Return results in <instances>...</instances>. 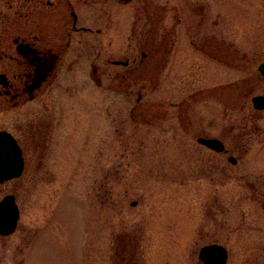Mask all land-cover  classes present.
Listing matches in <instances>:
<instances>
[{"label": "rangeland", "instance_id": "rangeland-1", "mask_svg": "<svg viewBox=\"0 0 264 264\" xmlns=\"http://www.w3.org/2000/svg\"><path fill=\"white\" fill-rule=\"evenodd\" d=\"M242 1L221 30H231L234 52L264 53V0ZM162 2L80 3L93 25L106 12L120 24L137 19L135 41L112 25L101 46L106 60L134 43L135 81L127 92L128 74L114 79L118 67L104 61L102 91L81 83L72 94L62 91L61 130L41 180L20 191L21 228L0 264H203L198 251L211 242L226 246V264H264V118H246L251 106L237 99L244 72L180 41L169 42L166 58L159 36L142 39ZM198 136L220 138L226 152Z\"/></svg>", "mask_w": 264, "mask_h": 264}, {"label": "flooded vegetation", "instance_id": "flooded-vegetation-1", "mask_svg": "<svg viewBox=\"0 0 264 264\" xmlns=\"http://www.w3.org/2000/svg\"><path fill=\"white\" fill-rule=\"evenodd\" d=\"M119 1L123 4L131 2ZM87 2L0 0V131L14 138L22 157L20 174L0 182V202L11 196V200L1 206L2 212H13L15 205L18 213L14 230L0 231V259L8 238L21 228L20 191L41 180L44 158L52 152L56 130H61L64 116L60 101L62 91L72 94L80 83L102 91L108 69L104 61L118 67L114 79H119L121 73L128 74V78L124 75L129 86L127 92L135 81L132 76L137 68L134 43L129 45L128 51L119 52L126 53L123 57L106 60L101 56V46L106 28L112 25L122 26V31L128 33L126 39L135 41L137 19L124 18L120 24L106 12L101 24H90L80 4L87 5ZM242 3L246 4L242 0H163L161 16L147 17V27L140 30V36L151 41L159 36L165 42L163 54L166 58L170 52L169 42L180 41L183 48L188 45L211 62L244 72L246 76L242 80L247 86L237 99H241L243 106H251L246 118L260 119L264 118L261 113L264 108H255L252 97H264V75L259 71L264 53L234 52L232 32L228 28L231 27L233 6ZM131 10L135 11L134 8ZM103 15L101 12L100 16ZM222 23L228 26L224 33L220 27ZM89 35L94 37L96 48L93 46L95 42H88ZM89 53L97 54L90 56ZM145 54L142 52L141 56ZM256 88L259 89L257 93L254 92ZM139 98L140 94L136 100ZM227 98L228 102L230 99ZM72 109V104L66 109L68 120H71ZM222 152H226V147ZM2 219L0 223L4 228L10 219ZM26 234H21V241L26 239ZM31 239L34 234L27 241Z\"/></svg>", "mask_w": 264, "mask_h": 264}, {"label": "water", "instance_id": "water-1", "mask_svg": "<svg viewBox=\"0 0 264 264\" xmlns=\"http://www.w3.org/2000/svg\"><path fill=\"white\" fill-rule=\"evenodd\" d=\"M259 70L264 75V62L259 65ZM252 102L256 108H264L263 96L254 95L252 97ZM197 140L201 144L215 151H223L225 148L223 142L216 137H198ZM229 160L232 162L236 161L233 156H229ZM21 167L22 157L14 138L10 134L0 131V182L14 176H18L20 174ZM7 200H11V196L0 202V221L3 220V217L10 219L9 225L5 224L4 228L1 227L0 223V231L3 233H8L14 230L18 216L15 205L13 206V208L15 207L13 212H10L9 214L2 212L1 206ZM133 203H135V201H133L132 204ZM198 258L203 262V264H225L228 259V250L224 245L217 242L205 244L200 247L198 251Z\"/></svg>", "mask_w": 264, "mask_h": 264}]
</instances>
